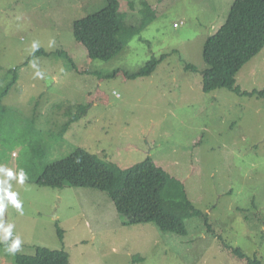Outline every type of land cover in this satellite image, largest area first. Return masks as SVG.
I'll return each mask as SVG.
<instances>
[{"label":"rangeland","instance_id":"374dc122","mask_svg":"<svg viewBox=\"0 0 264 264\" xmlns=\"http://www.w3.org/2000/svg\"><path fill=\"white\" fill-rule=\"evenodd\" d=\"M232 2L119 0L139 35L101 62L76 41L73 23L104 0H0V91L17 79L0 104V164L34 180L76 148L103 163L62 188L10 180L23 214L9 204L0 217V264L37 247L64 250L71 264H246L224 245L264 264V97L202 91L203 45ZM163 55L149 76H124ZM235 79L242 92L264 90V48ZM163 175L180 183L209 227L197 216L184 236L122 224L109 193ZM156 190L140 193L153 198ZM17 236L13 255L6 248Z\"/></svg>","mask_w":264,"mask_h":264},{"label":"trees","instance_id":"16d2710c","mask_svg":"<svg viewBox=\"0 0 264 264\" xmlns=\"http://www.w3.org/2000/svg\"><path fill=\"white\" fill-rule=\"evenodd\" d=\"M73 35L76 41L85 47L89 58L109 62L139 33L135 28L125 25L124 14L119 11V0H104L101 9L92 11L73 23ZM263 48L264 0H233L225 22L206 39L203 45L202 57L206 68L201 72L202 91L209 93L217 89H226L237 95L264 97V90L242 92L236 85L235 79L238 71ZM40 53H44L43 50H36L32 55ZM57 54L69 63L72 70L77 71L67 53L60 51ZM164 57V55L160 58L153 56L141 69L134 73L124 72V76L128 79L149 76ZM185 70L196 71L191 65H186ZM97 73L93 72L94 75ZM16 81L13 76L0 91V104ZM102 164L97 156L82 148H76L65 159L47 165L34 180L29 172L26 173L25 180L33 181L41 187L62 188L75 174L91 166ZM20 169L23 168L18 165V171ZM167 185H171V189L165 192ZM155 187L158 195L153 198L140 193L146 188ZM109 197L116 212L124 218L122 222L124 226L152 223L163 232L184 236L187 235L186 220L197 216L201 217L204 224L209 227L207 215L189 202L180 183L168 175H163L135 189L110 192ZM170 207H173V210ZM57 235L62 240L60 229H57ZM224 247L226 250L230 249L237 260L246 264H260L257 259L248 257L239 248H231L227 245ZM12 264L71 263L64 250L37 247L33 255L16 254Z\"/></svg>","mask_w":264,"mask_h":264},{"label":"clouds","instance_id":"9594fccd","mask_svg":"<svg viewBox=\"0 0 264 264\" xmlns=\"http://www.w3.org/2000/svg\"><path fill=\"white\" fill-rule=\"evenodd\" d=\"M32 46L33 48H35L36 44L33 43ZM0 175L3 176V179H0V217L3 216L9 204L22 215L23 214L22 202L19 199H17L18 196L17 192L10 191L11 184H9V181L14 179L17 180L18 183L23 184L26 178L25 171L23 169H20L19 171H14L13 169H10L0 164ZM12 227L13 225L10 224L8 225L7 228L3 229L5 233V239H7L9 235H11ZM10 237L12 238L13 236ZM20 244H21V239L19 236H17L15 239H13L9 247L6 248V251L14 255L17 251L20 250Z\"/></svg>","mask_w":264,"mask_h":264},{"label":"built area","instance_id":"2783aa9c","mask_svg":"<svg viewBox=\"0 0 264 264\" xmlns=\"http://www.w3.org/2000/svg\"><path fill=\"white\" fill-rule=\"evenodd\" d=\"M175 26H176V24H175Z\"/></svg>","mask_w":264,"mask_h":264}]
</instances>
